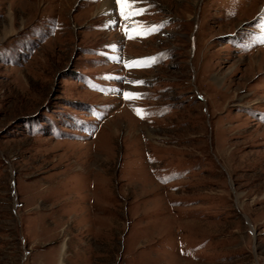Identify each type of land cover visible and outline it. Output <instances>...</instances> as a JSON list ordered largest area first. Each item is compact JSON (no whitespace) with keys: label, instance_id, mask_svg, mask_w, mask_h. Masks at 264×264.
Here are the masks:
<instances>
[{"label":"rangeland","instance_id":"rangeland-1","mask_svg":"<svg viewBox=\"0 0 264 264\" xmlns=\"http://www.w3.org/2000/svg\"><path fill=\"white\" fill-rule=\"evenodd\" d=\"M111 2L0 0V264H264V0Z\"/></svg>","mask_w":264,"mask_h":264},{"label":"bare ground","instance_id":"bare-ground-1","mask_svg":"<svg viewBox=\"0 0 264 264\" xmlns=\"http://www.w3.org/2000/svg\"><path fill=\"white\" fill-rule=\"evenodd\" d=\"M111 3H112L111 0H102V5L100 6V9L99 10L102 12L105 9H108V8L110 9V5H112Z\"/></svg>","mask_w":264,"mask_h":264}]
</instances>
